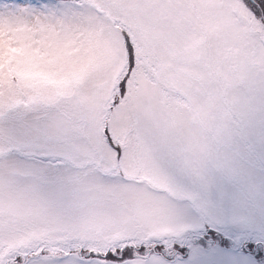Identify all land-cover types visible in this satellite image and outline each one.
Wrapping results in <instances>:
<instances>
[{"label":"snow or ice","instance_id":"1","mask_svg":"<svg viewBox=\"0 0 264 264\" xmlns=\"http://www.w3.org/2000/svg\"><path fill=\"white\" fill-rule=\"evenodd\" d=\"M0 264H264V0H0Z\"/></svg>","mask_w":264,"mask_h":264}]
</instances>
